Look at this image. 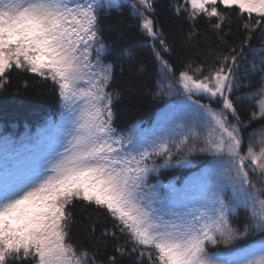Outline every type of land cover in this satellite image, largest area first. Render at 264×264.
Returning <instances> with one entry per match:
<instances>
[{"label":"snow or ice","instance_id":"snow-or-ice-1","mask_svg":"<svg viewBox=\"0 0 264 264\" xmlns=\"http://www.w3.org/2000/svg\"><path fill=\"white\" fill-rule=\"evenodd\" d=\"M128 5L152 41L160 94L182 90L181 131L152 140L113 126V66L103 59L101 17L120 6L117 0H0V84L11 70H25L51 81L63 105L60 121L45 129L47 143L0 136V264H95V256L71 239L74 202L110 217L114 230L104 235L125 236L130 249L116 250L136 253L139 264L145 257L148 264H264V125L249 134L245 150L240 97L234 96L243 79L258 72L257 93L264 97V49L252 53L258 59L251 63L241 60L251 33L264 30V0L177 4V15L215 18L212 27L219 31L232 9L251 23L244 25L249 36L239 51L216 55L207 74L203 64H189L174 82L166 79L175 73L164 57L170 48L154 19L155 0ZM205 98L208 103L201 102ZM257 108L251 119L264 120V103ZM173 149L212 157L188 204L161 198L148 183L159 170L154 157L170 164ZM241 211L244 221L234 226ZM251 235L260 240L246 248L240 242ZM221 244L224 254L209 251Z\"/></svg>","mask_w":264,"mask_h":264},{"label":"trees","instance_id":"trees-1","mask_svg":"<svg viewBox=\"0 0 264 264\" xmlns=\"http://www.w3.org/2000/svg\"><path fill=\"white\" fill-rule=\"evenodd\" d=\"M117 2L119 7L101 17L102 35L107 45L103 59L104 63L113 66V80L108 89L114 97L113 126L125 136H141L149 140L173 134V130L179 132L181 130L176 129V124L180 122V115L184 111L182 90L181 94H160L157 87L160 66L153 55L152 41L138 27V18L133 14L128 0ZM183 2L155 0L154 19L170 48L164 57L175 73L169 74L166 79L173 82L189 64L193 68L203 64L207 74L216 55L227 54L232 48L239 51L249 36L244 25L251 23L247 15H240L238 10L232 9L226 13L222 31H219L212 27L215 18L210 21L203 17L192 21L187 12L177 15L175 8ZM190 32L193 35L189 40L187 37ZM156 43L159 47L158 41ZM248 45L241 56L245 63L258 59L252 54L255 50L264 49V30L257 29L251 33ZM244 72L242 66V76ZM260 87V74L257 72L244 78L234 93V96L240 97L237 108L245 125V150L249 134L253 130L259 131L264 125V120L258 116L251 119L252 114L258 112L257 90ZM201 102L209 101L205 98ZM62 111V102L53 90L51 81L37 74L13 69L0 84V136H10L28 145L37 140L47 143L45 129L49 124L60 121ZM175 138L178 140L179 136ZM173 155L175 159L170 164H164L163 157H154L159 170L150 173L148 183L157 186L161 198L170 199L176 204H188L192 196L199 194L198 181L212 157L198 151L185 156L184 152L176 153L175 149ZM252 175L255 179V175ZM70 211L74 217L71 239L86 249L89 255L95 256V264H112V257H115L116 264H139L136 253L129 251L121 255L116 250L118 246L130 249V244L125 245V236L119 232L116 237L104 235L106 231L114 230L110 217L82 202H74ZM244 218L245 214L241 211L239 217L232 218L233 225H242ZM93 224L94 234L91 231ZM259 240V235H251L240 243L249 247ZM143 264H148L147 257Z\"/></svg>","mask_w":264,"mask_h":264},{"label":"rangeland","instance_id":"rangeland-1","mask_svg":"<svg viewBox=\"0 0 264 264\" xmlns=\"http://www.w3.org/2000/svg\"><path fill=\"white\" fill-rule=\"evenodd\" d=\"M259 98V101H258V104H260V103H264V97H260V96H258ZM255 139H259V136H256V138ZM257 147V149H258V147H259V145H257L256 146ZM194 197H196V195L195 196H192L191 198H190V201L194 198ZM189 201V202H190ZM234 247H236V246H238V245H233ZM254 245H252V246H249V247H253ZM247 248V247H246ZM209 251H211V252H219V253H221V254H224L225 253V251H226V247L223 245V244H221L220 246H219V248H212V247H210L209 248Z\"/></svg>","mask_w":264,"mask_h":264}]
</instances>
